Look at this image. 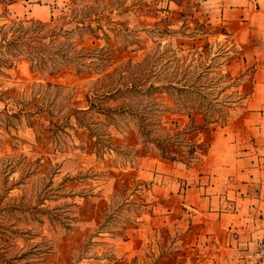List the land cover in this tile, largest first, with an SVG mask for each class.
Returning <instances> with one entry per match:
<instances>
[{
	"label": "rangeland",
	"instance_id": "374dc122",
	"mask_svg": "<svg viewBox=\"0 0 264 264\" xmlns=\"http://www.w3.org/2000/svg\"><path fill=\"white\" fill-rule=\"evenodd\" d=\"M121 1V4L114 3L113 10H106L108 17L100 20L105 33L97 29L101 39H97L96 43L104 45L108 42L107 46L116 54L113 65L104 75L114 72L125 62L142 61L146 55L145 48L150 43L148 33L161 42L163 48H173L179 55H183V49L190 51L194 64L199 63L198 58L204 59L200 62L213 64L211 75L226 68L223 59L217 58L220 44L212 42L217 35L214 32L221 28L208 24L196 0ZM73 7L71 0H19L8 7L6 17H0V26L11 20L58 19ZM1 10L0 6V14ZM165 25L175 30L173 36H163V32L159 31ZM206 30L211 32L210 35L205 33ZM230 37L224 33L218 40L231 47L228 68L233 77L238 78L239 86L234 88V95L238 98L246 94L251 78L249 71L241 74L232 71L231 63L240 54V49L231 46ZM92 41V37H86L89 46H95ZM207 41L211 43L205 46ZM193 44L197 49H191ZM204 66L201 64L202 68ZM36 74L38 81L14 82L8 89L4 88L12 81L7 80V74L0 76V187L2 176L9 173L7 185L11 182H16V185L5 200L22 197L33 205L40 193L42 198L51 194L52 197L45 199L44 205L57 207V212L66 221L72 218L73 227L67 230L60 222L52 224L46 215L40 214L43 222H30L32 227H29L31 231L27 236L31 238L28 241L25 242L23 237L9 238V235L5 238L18 247L24 242L29 247L41 242L42 256L38 264H79L84 257L83 262L88 261L85 264H103L98 258L103 255L110 257L112 247L110 242L98 239L100 233L122 232L137 222V215L149 210L145 206L151 195L148 185L140 182L136 175L139 155L135 151L146 147L148 151L158 152L165 158L170 152L163 144L144 142L137 120L132 115L107 117L95 110L84 111L90 103L89 89L104 75L91 70L78 73L70 66L45 77ZM154 98L167 106L174 105L167 94L155 95ZM241 106L233 110L232 115H238ZM30 109L38 115L31 114ZM75 109L79 110L74 112ZM162 119L174 130L183 127L190 116L167 113ZM28 124L40 134V140L35 143L24 137ZM187 138L190 141L194 138L193 134ZM181 146L183 152H177V145H171L174 151L171 153L184 164L188 162L187 157L196 158L203 152L198 147ZM82 200L84 203H78ZM72 201L77 203L76 209L68 205ZM92 208H95V214L90 210ZM24 216L31 217L27 212L6 217L0 215V218L14 219L17 226L25 228L27 224L20 220ZM150 260L156 262L153 257Z\"/></svg>",
	"mask_w": 264,
	"mask_h": 264
},
{
	"label": "crops",
	"instance_id": "0c3cea01",
	"mask_svg": "<svg viewBox=\"0 0 264 264\" xmlns=\"http://www.w3.org/2000/svg\"><path fill=\"white\" fill-rule=\"evenodd\" d=\"M196 1L207 22L234 39L240 54L231 69L249 71L251 85L238 115L193 134L208 146L190 165L146 147L135 151L149 210L122 232L100 233L112 247L110 257L98 258L103 264H250L264 237V0ZM6 72L12 82L4 89L39 80L24 59ZM195 117L194 125L204 124ZM24 131L28 141L40 140L31 124Z\"/></svg>",
	"mask_w": 264,
	"mask_h": 264
},
{
	"label": "trees",
	"instance_id": "16d2710c",
	"mask_svg": "<svg viewBox=\"0 0 264 264\" xmlns=\"http://www.w3.org/2000/svg\"><path fill=\"white\" fill-rule=\"evenodd\" d=\"M18 1L0 0L2 7L0 17H6L9 5ZM71 1L74 7L58 19L11 20L10 23L0 26V76H6V70L13 68L21 59L29 62L32 72L39 73L43 77L56 74L66 66L73 67L78 73L91 70L95 74L104 75L103 73L107 72L113 65L116 54L107 46L108 42L104 45L96 43L97 39H101L97 29L104 32L100 20L108 17L106 10H113L114 3L121 4L122 1ZM95 22L97 25H94ZM159 31L163 32V36H173L175 32L168 25L163 26ZM205 33L210 35L211 32L206 30ZM214 33L217 35L212 42L220 44L217 58L223 59V64L226 65V68H222L216 75H211L210 68L213 64L200 62L204 60L203 58H198L199 63L194 64V57L189 55L190 51L183 49V55H179L173 48H163L161 42L148 33L150 43L145 48L146 55L142 61L125 62L114 72L95 81L88 91L89 107L84 111L95 110L107 117L132 115L137 120L138 131L144 142L163 144L167 152H170L167 157L169 159L180 162L171 153L174 152L171 150V145H177V152H183L182 144L192 148L198 147L204 152L208 143L193 138L189 141L187 136L206 126L227 124L232 111L242 105L247 95L246 93L238 98L235 97L234 88L239 86V82L228 68L230 60H227L232 57V50L231 47H227V43L218 40L220 34L225 33L222 29ZM86 37H92V44L95 46H89ZM230 42L232 47H237L232 37ZM210 43L207 41L205 46ZM193 45L191 49H197L196 44ZM201 64L205 66L202 68ZM162 94L172 98L174 105L167 106L154 98L155 95ZM78 110L75 109L74 112ZM167 113L187 115L190 116V120L183 127L171 130L162 119ZM195 113L202 115L203 125L193 124ZM50 114L54 116L52 112ZM175 125L178 126V123ZM194 158L195 156L187 157V165L198 157ZM8 174L4 173L2 176L0 215L6 217L15 213L29 212L31 217L29 219V216H24L20 219L27 224L25 228L17 226L14 219L0 218V263L38 264L37 261L42 256L41 242L33 243L30 247L25 243L31 238L27 236L31 231L29 227H32L30 222L42 224L40 214H43L48 217L50 223L60 222L67 230H71L73 219L66 221L57 212V207L49 208L44 205L45 199L52 197L49 193L44 198L40 193L37 196V203L33 205L22 197L5 200L9 191L16 185V182L7 185ZM69 196L72 194L69 193ZM68 205L77 208L76 202L72 201ZM7 235L9 238L23 237L24 245L18 247L12 240H6Z\"/></svg>",
	"mask_w": 264,
	"mask_h": 264
},
{
	"label": "built area",
	"instance_id": "2783aa9c",
	"mask_svg": "<svg viewBox=\"0 0 264 264\" xmlns=\"http://www.w3.org/2000/svg\"><path fill=\"white\" fill-rule=\"evenodd\" d=\"M250 264H264V237L260 239L256 251L250 256Z\"/></svg>",
	"mask_w": 264,
	"mask_h": 264
}]
</instances>
